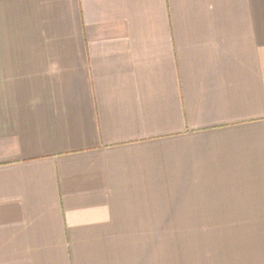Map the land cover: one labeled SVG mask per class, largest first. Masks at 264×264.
Listing matches in <instances>:
<instances>
[{
    "label": "crops",
    "instance_id": "crops-1",
    "mask_svg": "<svg viewBox=\"0 0 264 264\" xmlns=\"http://www.w3.org/2000/svg\"><path fill=\"white\" fill-rule=\"evenodd\" d=\"M0 264H264V0H0Z\"/></svg>",
    "mask_w": 264,
    "mask_h": 264
},
{
    "label": "rangeland",
    "instance_id": "rangeland-1",
    "mask_svg": "<svg viewBox=\"0 0 264 264\" xmlns=\"http://www.w3.org/2000/svg\"><path fill=\"white\" fill-rule=\"evenodd\" d=\"M250 209H253V210H254V208H245V210H246L245 214H246V213H249V210H250ZM256 214H258V213H256Z\"/></svg>",
    "mask_w": 264,
    "mask_h": 264
}]
</instances>
